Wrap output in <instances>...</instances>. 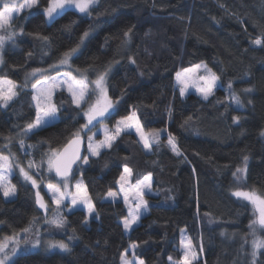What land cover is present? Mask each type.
Instances as JSON below:
<instances>
[{
  "label": "trees",
  "instance_id": "1",
  "mask_svg": "<svg viewBox=\"0 0 264 264\" xmlns=\"http://www.w3.org/2000/svg\"><path fill=\"white\" fill-rule=\"evenodd\" d=\"M40 2L39 9L15 19L14 26L24 33L16 37L15 47L4 49L0 75L23 84L26 73L37 67L47 69L92 25L72 63L74 68H85L106 65L113 58L117 61L108 86L110 96L119 103L106 121L108 126L135 106L147 131H166L161 132L159 146L153 145L152 154L143 151L133 134L122 135L111 149L77 169L74 178L83 179L96 214L85 223L83 210L64 213L67 226L62 230L43 223L34 205L35 190L15 169L11 183L18 187L17 196L5 202L0 194V238L24 228L36 215L35 227L43 238L63 240L71 248L69 253L22 254L15 258L16 264H120L121 253L133 243L138 245L134 255L144 264H168L169 257L179 259L176 247L182 229L196 250L203 247L202 259L193 264H229L237 242L228 244L226 235L245 236L254 219L250 205L231 191L254 189L264 195V47L251 43L264 33V0H99L91 17L70 10L50 24L42 11L47 0ZM128 28H132L131 42L121 46ZM37 33L50 38L47 55ZM197 64L207 65L220 77L208 100L194 94L181 98L174 88L177 71ZM29 87L30 82L9 108L0 109V145L6 143L3 137H14L11 150L25 162L32 157L23 154L17 134L35 117ZM245 88L253 91L245 93ZM231 92L240 96L243 108L226 99ZM55 99L69 101L63 104L59 122L25 139L26 145L37 146L36 160L48 149L41 140L60 145L79 127L77 120L83 122L65 92H57ZM233 116L241 118L238 124ZM169 133L176 136L183 155L168 147ZM244 155L249 157L247 173L237 180L233 172L243 167ZM125 164L134 170L133 181L151 173L154 193L145 197L148 213L127 235L121 222L127 208L120 201L103 199L109 188L116 190L115 180ZM44 177L47 183L46 171ZM51 179L55 182L52 174ZM73 235L76 238L69 240ZM259 264H264V255L259 256Z\"/></svg>",
  "mask_w": 264,
  "mask_h": 264
},
{
  "label": "snow or ice",
  "instance_id": "2",
  "mask_svg": "<svg viewBox=\"0 0 264 264\" xmlns=\"http://www.w3.org/2000/svg\"><path fill=\"white\" fill-rule=\"evenodd\" d=\"M98 2L99 0H47V5L43 7L42 11L49 22L70 10L91 17L93 14L92 9ZM40 7V0H2V6H0V52H3L9 42L15 45L16 37L24 33L23 28L17 29L14 26L15 19L21 17L26 11L39 9ZM92 27L90 25L80 35L78 41L63 52L56 62L49 65L47 69L37 67L26 73L23 84H18L6 75H0V109L9 108L21 91L27 87L29 80L35 78V82L31 84L35 117L17 134L20 137L18 143L23 154L32 158L26 162L20 160L11 150L14 137H3L6 143L0 145V194L4 197L5 202H11L17 196L18 187L11 183V177L15 175V169H18L24 182L31 184L32 189L36 190L35 205L39 212L44 213L43 223L58 230L65 229L67 226V218L64 215L65 209L68 213L74 214L76 209L83 208L87 213L85 223H87V217L96 214V207L83 179L76 180L75 184H72L75 172L81 164L88 165L92 157H100L105 149H111L114 146L118 138L122 135H131L133 131L145 153L152 154L153 145L159 146L161 132L166 131V129L147 131L137 115L138 108L135 106L127 115L116 120L111 127L107 125L106 121L110 120L116 113L119 103L118 100H114L110 96L108 86L111 67L117 61L113 58L106 65L96 66L93 64L85 68H74L72 63L73 57L79 53L81 46L89 37ZM131 32L132 28L124 31L120 40L121 46L130 44ZM35 35L43 41L42 51L44 55H47L50 38L38 33ZM251 43L264 47V33L251 39ZM31 55V52L28 53L29 57ZM3 63V57L0 55V64ZM201 68L204 70L202 75H184V73L194 74ZM53 71H56V75L51 74ZM91 73H95L94 78L90 75ZM219 81L220 77L207 65L203 64L184 69L183 73H176V85L179 86L181 97L188 93L190 87H194L196 93L202 99L208 100L214 94V89L218 87ZM231 88L232 83L229 81L228 89ZM64 91L68 93L71 105L77 110L76 117L79 118L82 114L83 122L77 120L79 127L71 131L60 145L53 146L50 140H41L39 143L48 144V149L41 155L39 160H36L34 151L38 150L37 146L26 145L25 139L38 135L39 132L59 122V113L63 104L69 101L61 99L60 103H57L55 97L57 92L63 93ZM242 91L250 93L253 89L245 88ZM226 99H229L238 108L244 107L240 96L235 92H231ZM248 102L252 103L251 100ZM218 103H222V101H218ZM169 114H171L170 110ZM240 119L239 116H233L234 123L238 124ZM191 120L192 117H188L185 125H188ZM97 125L102 127L97 128ZM101 135L102 139L99 138ZM261 135L264 136V131L261 132ZM84 144L87 145L88 155L82 152ZM167 145L177 156L183 155L174 134H168ZM4 149L8 150L7 154H5ZM248 160L249 157L244 155L243 167H238L233 172V176L237 180L246 176ZM45 171L48 173V182L44 184L47 189L45 195L51 198L50 202L45 199V195H42L40 190V186L45 180ZM52 173L55 174V182L51 179ZM133 176L134 170L125 164L119 177L115 180L119 192L109 188L106 194V197L114 203L122 197L128 210L127 216L121 221L125 232L132 229L133 225L137 224L141 217L147 213L149 205L145 196L154 194L152 193L151 173L145 175L142 179L137 177L135 181H133ZM231 195L238 200L247 201L253 206L254 219L250 220L249 228L254 239L251 242L252 251L250 255L252 257L251 264H259V256L264 255V252H261L264 249V236H257V231L264 232V195L258 194L254 189L243 190L241 188L232 190ZM50 204L55 205V210L52 211L51 215H49ZM38 223L39 217L34 215L27 226L18 231H13L11 235L5 234L0 238V264H16L15 258L19 255L38 251L42 247L45 249H59L65 253L71 251L69 244L63 240H44L40 228L35 227ZM221 235H224V233H221ZM75 238L73 235L69 237V240ZM137 247L138 245L135 243L130 245L133 250ZM181 249L183 253L178 261H173V258L169 257L171 264H193L197 260V250L193 247L190 239L181 240ZM199 251L203 252L202 246ZM120 260L121 264H143V261L136 260L134 257L129 259L126 253H121Z\"/></svg>",
  "mask_w": 264,
  "mask_h": 264
},
{
  "label": "rangeland",
  "instance_id": "3",
  "mask_svg": "<svg viewBox=\"0 0 264 264\" xmlns=\"http://www.w3.org/2000/svg\"><path fill=\"white\" fill-rule=\"evenodd\" d=\"M0 5H2V0H0ZM72 11H75V10H72ZM76 12V11H75ZM78 13V12H77ZM80 14V13H79ZM44 18H45V22L47 23V24H50L51 22H49L48 20H47V18L44 16ZM91 33V32H90ZM7 45H11V47L13 46V47H15L11 42H9V43H7L6 44V46H5V48L7 47ZM82 47V46H81ZM4 48V49H5ZM4 51V50H3ZM3 54V52H0V55H2ZM204 65V64H203ZM1 66H2V64H0V68H1ZM112 67H113V65H112ZM111 67V68H112ZM192 67H194V66H192ZM192 67H190V68H192ZM183 70L184 69H181V70H179V71H177V72H182L183 73ZM202 74H204V70H203V68H201L200 70H198L196 73H184V75H187V76H199V75H202ZM77 75H79V73H77ZM29 82H30V87H29V90L31 91V93H32V89H31V84L32 83H34L35 82V78H31L30 80H29ZM201 83H203L202 81H201ZM174 88H175V90H176V92L178 93V95L180 96V93H179V86L178 85H176V75H175V78H174ZM215 90V89H214ZM67 95H68V93L66 92V91H64ZM189 94H194V95H196L197 97H199L200 99H202V97L199 95V94H197L196 93V90H195V88L194 87H190L189 88V90H188V93L185 95V96H187V95H189ZM184 96V97H185ZM181 97V96H180ZM181 98H183V97H181ZM202 100H204V99H202ZM32 104H33V107H34V102L32 101ZM34 109H35V107H34ZM2 110H4V109H2ZM82 115V114H81ZM118 120V119H117ZM108 125V124H107ZM100 127H102L101 125H97V128H100ZM132 134L134 135V137L136 138V140L138 141V138L136 137V135H135V132L133 131L132 132ZM99 138H103L102 137V135L99 137ZM141 147H142V145H141ZM142 149H143V147H142ZM105 150H107V149H105ZM144 151V150H143ZM145 152V151H144ZM85 155H88V153H87V145L85 144ZM85 165H83V164H81L80 165V168H83ZM46 169V168H45ZM79 169V168H78ZM19 171V170H18ZM81 178L80 177H75V178H73L72 179V184H75V182H76V180H80ZM44 184H46L45 182L44 183H42L41 184V186H40V188H42V190H43V192H44V194L47 192V189H46V187L44 186ZM36 191V190H35ZM114 191H117V192H119V188H118V186H116V190H114ZM152 193H153V191H152ZM107 194V193H106ZM2 195V194H1ZM154 194H148V195H146V196H153ZM46 196V198L48 199V201L50 202V197L49 196H47V195H45ZM145 196V197H146ZM3 197V196H2ZM3 199H4V197H3ZM103 199H104V201H109V202H113L110 198H107L106 197V195L103 197ZM117 201H120V202H122V204L124 205V203H123V199H122V197L119 199V200H117ZM116 201V202H117ZM245 202H247V201H245ZM248 203V202H247ZM249 204V203H248ZM250 205V204H249ZM125 206V205H124ZM250 207H251V209L253 210V206L252 205H250ZM53 210H55V205H51V207H50V210H49V215H51L52 214V211ZM76 210H83V208H78V209H76ZM84 211V213H85V215L87 216V213H86V211L85 210H83ZM254 211V210H253ZM64 213H66V214H68V211H67V209H65V211H64ZM147 213H148V211H147ZM147 213H145L144 215H146ZM143 215V216H144ZM142 216V217H143ZM88 218V217H87ZM139 222V221H138ZM138 222H137V224H138ZM137 224H135V225H133V227H135ZM132 227V228H133ZM131 230V229H130ZM130 230H128L127 232H125V230H124V227H123V231H124V233L127 235L129 232H130ZM182 231H183V233H184V236L182 237ZM251 233V230H250V228H249V226H248V230H247V234L245 235V236H242V235H240V236H238V237H236L235 235H232V234H230V235H226V238H225V235H224V237L222 238V239H224L225 238V240L228 242V244H231V243H233V244H235V242H237V247L236 248H234V250H232V260H231V262L229 263V264H251V260H252V257H251V255H250V253H251V251H252V247H251V242H252V240L254 239V237L250 234ZM257 236H264V232H261V231H257ZM189 239V237H188V235L186 234V232H185V230H181L180 232H179V235H178V240H179V242H178V245H177V247H176V250H177V252L179 253V259H180V257L182 256V253H183V250L181 249V240L182 239ZM44 240H49V239H46V238H43ZM131 245V244H130ZM130 245L128 246V248L123 252V253H126L127 254V256H128V258L129 259H132L133 257L136 259V260H139V261H142L141 259H139L138 257H136L135 255H134V253H133V249H131L130 248ZM192 245H193V243H192ZM193 247L195 248V246L193 245ZM196 249V248H195ZM200 249V248H199ZM39 252H43V253H46V254H49V253H54V252H56V253H65V252H61L59 249H45V248H41L40 250H38ZM38 251H33V252H38ZM178 259V260H179ZM200 259H202V252H200L199 250H197V260L196 261H194V262H197L198 260H200ZM177 260V261H178ZM233 260H236V261H233ZM174 261V260H173ZM167 262H168V264H171V262H170V260L168 259L167 260ZM193 262V263H194ZM120 264H121V260H120ZM144 264V263H143Z\"/></svg>",
  "mask_w": 264,
  "mask_h": 264
},
{
  "label": "water",
  "instance_id": "4",
  "mask_svg": "<svg viewBox=\"0 0 264 264\" xmlns=\"http://www.w3.org/2000/svg\"><path fill=\"white\" fill-rule=\"evenodd\" d=\"M82 152L85 153V144L82 146ZM52 175H53L54 179L56 180L55 174L52 173ZM33 199H34V205H35V194H34ZM35 208H36V205H35ZM36 210H37V209H36ZM37 211H38V210H37ZM38 212H39V211H38ZM39 213L44 217V213H43V212H39Z\"/></svg>",
  "mask_w": 264,
  "mask_h": 264
}]
</instances>
